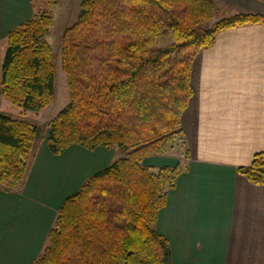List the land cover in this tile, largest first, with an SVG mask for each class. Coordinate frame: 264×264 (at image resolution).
Wrapping results in <instances>:
<instances>
[{"label":"trees","instance_id":"trees-1","mask_svg":"<svg viewBox=\"0 0 264 264\" xmlns=\"http://www.w3.org/2000/svg\"><path fill=\"white\" fill-rule=\"evenodd\" d=\"M228 11L214 0L81 1L62 40L70 103L50 122L46 145L55 156L72 146L126 156L65 200L34 264H175L156 225L183 168L154 169L144 161L167 156L178 140L186 145L182 120L194 94L197 56L221 32L264 26V15ZM52 28V15L43 11L7 37L1 92L24 110L40 112L54 103ZM39 135L37 126L0 115L5 192L23 187ZM238 172L263 187L264 152Z\"/></svg>","mask_w":264,"mask_h":264},{"label":"crops","instance_id":"crops-1","mask_svg":"<svg viewBox=\"0 0 264 264\" xmlns=\"http://www.w3.org/2000/svg\"><path fill=\"white\" fill-rule=\"evenodd\" d=\"M214 1L233 13L264 15L261 1ZM34 15L33 0H0V43ZM191 82L185 165L168 156L144 161L183 168L157 231L175 264H264V186L238 172L264 152V26L219 33L195 59ZM115 160L113 149L72 146L55 156L38 145L21 190L0 188V264H34L65 200Z\"/></svg>","mask_w":264,"mask_h":264},{"label":"rangeland","instance_id":"rangeland-1","mask_svg":"<svg viewBox=\"0 0 264 264\" xmlns=\"http://www.w3.org/2000/svg\"><path fill=\"white\" fill-rule=\"evenodd\" d=\"M82 0H56V5H51L46 0H33L35 14L38 12L47 11L53 17V28L50 35L47 37L51 45L56 59V79H55V100L52 105L40 112L24 110L18 106L11 104L1 92L0 85V115L9 117L15 120H23L37 126L40 130V135L36 141L35 149L38 145L46 143L49 134V124L57 116L59 112L65 109L70 103V90L66 74L62 70V40L65 31L71 27L78 19ZM228 8V7H227ZM231 8L228 11V16L233 15ZM212 25L208 24L207 27ZM0 59L1 66L3 65L7 52V40L0 43ZM190 145H185L183 140H178L175 147L169 151V158H178L185 165L187 153ZM117 152V159L126 156L124 153ZM159 157V156H154ZM165 157V156H164ZM155 169V168H154Z\"/></svg>","mask_w":264,"mask_h":264}]
</instances>
